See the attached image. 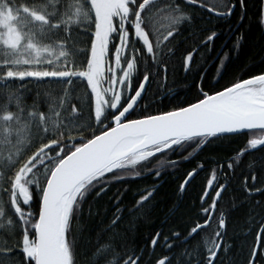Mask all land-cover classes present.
<instances>
[{
  "label": "snow or ice",
  "instance_id": "obj_1",
  "mask_svg": "<svg viewBox=\"0 0 264 264\" xmlns=\"http://www.w3.org/2000/svg\"><path fill=\"white\" fill-rule=\"evenodd\" d=\"M237 5L243 21L246 0H164L163 7L161 0H0V264H77L80 246L85 264H144L146 253L129 247L127 230H120L119 206L102 226L90 224L98 214L89 203L93 194H105L111 181L141 175V168L153 171V158L159 177L160 168L176 163L166 159L169 152L190 155L189 150L221 136L251 137L235 163L228 161L229 171L246 152L264 146V71L220 90L201 79L194 85L193 101L156 114H135L145 100V109L150 107L148 85L161 71L167 73L177 37L195 25L191 6L231 16ZM258 21L264 25V0ZM216 35L210 32L201 43L207 47ZM85 43L86 48L79 47ZM195 51L184 56L185 70ZM77 80L86 81L83 95L75 87ZM25 82L64 87L58 93L37 92L28 106ZM41 95L46 110L40 108ZM74 101L87 103V120ZM257 164L264 171V160L251 161L243 176L249 197L264 196ZM196 172L187 173L182 190ZM216 179L213 170L201 197L204 201L209 190L214 192L209 207L201 208L209 219L197 222L189 237L209 224L227 191L228 185L217 186ZM151 194L141 195L129 215L139 213ZM119 200L117 196V205ZM256 208L264 210V203L255 202L253 220ZM225 224L221 212L218 228ZM257 227L246 264H264V218ZM225 234L215 233L221 241L214 237L207 245L206 259L195 249H184L154 264H215ZM159 239V232L152 236L153 249ZM164 242L171 251L167 237Z\"/></svg>",
  "mask_w": 264,
  "mask_h": 264
},
{
  "label": "trees",
  "instance_id": "obj_2",
  "mask_svg": "<svg viewBox=\"0 0 264 264\" xmlns=\"http://www.w3.org/2000/svg\"><path fill=\"white\" fill-rule=\"evenodd\" d=\"M246 3L248 8L243 21L240 20L239 5L229 18L227 16L219 18L198 6H191L195 25L184 30L182 35L177 37L175 55L168 61L167 73L161 71L159 76L148 85L147 96L152 98L150 107L145 109V105L149 104V101L145 100L136 109L137 116L171 110L175 106L193 101L197 96L194 85L201 79L205 84L220 90L237 79L248 78L250 75L264 71V25L258 21L261 0H246ZM161 6H164V0H161ZM212 31L217 35L205 47L201 41ZM81 39L86 42L88 37L82 36ZM237 40H239L238 48L234 47ZM79 47L86 48L87 43ZM194 48L196 51L193 53L189 69L185 70L184 56ZM153 74L155 76V70ZM85 85L86 81H76L75 87L79 94H84ZM62 87L64 86L58 84L25 82L26 103L31 106L37 92L43 93L45 89H54L58 93ZM45 99L41 95L42 110H46V105L43 103ZM74 102L82 108L79 115L87 120V103ZM248 138L251 137L245 135L220 137L200 150H189L190 155L187 152H169L166 159L174 160L176 163L165 164L160 168L159 177L154 174L157 165L153 158V164L149 165L153 171L141 168V175L126 176L111 181L105 194L100 197H95L93 194L89 198L93 213H98L93 216L90 224L102 226L111 219L115 208L119 206L123 209L120 230H127L129 247L141 249L146 253L144 264H154L158 258L174 255L184 249H195L206 259L207 245L212 243L218 230L224 232L218 228V220L222 212L226 222L224 229L226 234L222 237V247L215 264H246L250 246L259 231L257 226L261 218H264V210L260 208H256L258 215H255V220L252 219L250 212L255 207L256 201L264 203V196L253 193L249 197L242 187L243 176L249 172V162L264 160V148L246 152L242 157V163L232 171L228 170L227 163L230 159L235 163L236 153L246 147ZM159 155L157 154V157ZM185 156L187 158H183ZM201 164L203 167H200ZM193 168H196L197 172L187 188L182 190L180 186L185 182L187 173ZM256 169L257 182H264V171L259 170V164L256 165ZM213 170L217 173L215 184L218 186L219 183H226L227 191L223 192L222 198L217 203L210 225L189 237L190 229L197 222L203 224L205 219H209L201 208L209 207L214 192L209 190V195L204 201L201 197ZM149 190L152 194L144 203V208L130 216L129 209ZM117 196L120 197L118 205ZM84 207L87 210L88 204ZM157 232L160 233V239L153 249L150 240ZM174 233H179V237L174 236ZM164 237L172 243L171 251L164 246ZM215 238L221 241V238ZM84 253L83 246L77 248V264H85Z\"/></svg>",
  "mask_w": 264,
  "mask_h": 264
},
{
  "label": "water",
  "instance_id": "obj_3",
  "mask_svg": "<svg viewBox=\"0 0 264 264\" xmlns=\"http://www.w3.org/2000/svg\"><path fill=\"white\" fill-rule=\"evenodd\" d=\"M220 17H221V16H220ZM233 135H238V134H231V135H226V136H233ZM221 137H225V136H221ZM262 147H264V146H261V147H259V148H262ZM259 148H257V149H259ZM257 149H253V150H257ZM250 151H252V150H250ZM192 178H193V177H192ZM192 178L189 179L188 183L185 184V187H184L183 190H185V189L187 188V185H188L189 182L192 180ZM222 194H223V193H222ZM219 201H220V200H219ZM219 201H218V202H219ZM215 212H216V210H215ZM215 212L212 213V218H211V219H213ZM211 219L209 220V224H208V225H204L202 229H205V228H207V227L210 225V223H211V221H212ZM225 228H226V227H225ZM202 229H200V230H202ZM198 231H199V230H198ZM223 231L225 232L224 229H223ZM193 235H195V234H193ZM193 235H192V236H193ZM222 240H223V238H222ZM221 243H223V241H222ZM221 247H222V246H221ZM219 252H220V251H219ZM219 252H218V254H219Z\"/></svg>",
  "mask_w": 264,
  "mask_h": 264
},
{
  "label": "flooded vegetation",
  "instance_id": "obj_4",
  "mask_svg": "<svg viewBox=\"0 0 264 264\" xmlns=\"http://www.w3.org/2000/svg\"><path fill=\"white\" fill-rule=\"evenodd\" d=\"M198 7H199V6H198ZM199 8H200V7H199ZM204 10H205V9H204ZM211 15H214V14H211ZM214 16H216V15H214ZM216 17L224 18V17H226V16H221V17H220V16H216ZM227 17L229 18V17H231V16H227ZM262 148H264V147H262ZM262 148H259V149H262ZM259 149H257V150H259ZM252 151H256V150H252ZM249 152H251V151L249 150L248 153H249Z\"/></svg>",
  "mask_w": 264,
  "mask_h": 264
}]
</instances>
